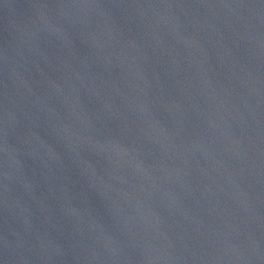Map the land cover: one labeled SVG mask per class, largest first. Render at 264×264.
<instances>
[{
    "label": "water",
    "instance_id": "1",
    "mask_svg": "<svg viewBox=\"0 0 264 264\" xmlns=\"http://www.w3.org/2000/svg\"><path fill=\"white\" fill-rule=\"evenodd\" d=\"M0 264H264V0H0Z\"/></svg>",
    "mask_w": 264,
    "mask_h": 264
}]
</instances>
